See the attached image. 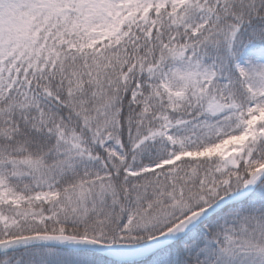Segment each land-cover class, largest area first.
<instances>
[{"label":"snow or ice","instance_id":"6c2138e0","mask_svg":"<svg viewBox=\"0 0 264 264\" xmlns=\"http://www.w3.org/2000/svg\"><path fill=\"white\" fill-rule=\"evenodd\" d=\"M0 264H264V0H0Z\"/></svg>","mask_w":264,"mask_h":264}]
</instances>
